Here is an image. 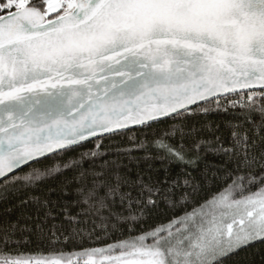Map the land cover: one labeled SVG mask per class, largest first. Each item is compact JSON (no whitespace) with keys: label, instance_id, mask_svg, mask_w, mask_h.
<instances>
[{"label":"snow or ice","instance_id":"obj_1","mask_svg":"<svg viewBox=\"0 0 264 264\" xmlns=\"http://www.w3.org/2000/svg\"><path fill=\"white\" fill-rule=\"evenodd\" d=\"M157 161L222 186L196 201ZM58 175L0 219V264H264V0H0V200ZM161 204L183 211L138 230Z\"/></svg>","mask_w":264,"mask_h":264},{"label":"trees","instance_id":"obj_2","mask_svg":"<svg viewBox=\"0 0 264 264\" xmlns=\"http://www.w3.org/2000/svg\"><path fill=\"white\" fill-rule=\"evenodd\" d=\"M232 119L231 115H226L222 112L220 113H211L208 116H196L192 118L189 122H195L198 121L200 123L206 122V121H213L215 123H220L221 127L223 128V121ZM178 122L173 121L170 119H162L158 123L152 124V129H164L168 125ZM199 126V124H197ZM151 131V129H144V128H132L131 131L125 132L123 135L112 137L111 140H105L104 143H113L118 146H129V137H135L137 141L140 139H143L142 133ZM149 151L155 155V149L149 148ZM72 153H68V155H71ZM144 152H134V156H143ZM207 160L215 161L217 164L220 163V160H218L215 157H212L209 155L207 157ZM204 163L205 161H201L198 165L195 166H186L182 164H172V163H165L161 164L160 162H154V167L156 169L161 170L160 175H163V168L167 167L169 168V174L173 177L177 176L178 174L183 178L185 174H188L192 177H195L196 180L202 185L201 191L198 196L193 197L192 199H195L196 201H200L203 199H207L208 196L217 191L219 187L222 186L221 181L217 179H212L209 175L210 180V186L206 185L205 180L202 178L201 173L204 171ZM38 166V165H37ZM143 164H141V167L143 168ZM64 175L70 176L71 172H66ZM223 175L222 173L220 174ZM63 179V176H56L54 178H50L45 180L43 183H41L38 187H32V188H25L21 191L10 193L8 198L5 200H0V219L5 218L4 214L6 210L11 209V215L7 218L9 219H15L17 217L21 218V223H25L26 221L23 219L25 216H33L34 215V205L32 203L28 204H22L21 201L29 200L33 196H43L48 189L50 188H56L60 181ZM255 190V189H253ZM49 199L53 201H58L59 197L57 194H53L48 197ZM179 198V189L177 190V199ZM191 205L189 206V208ZM55 211H59L58 208L55 209ZM183 209L180 207H177L175 209L168 208L164 204H161L157 209H154L152 211L151 216L149 219L143 223V224H137L135 227L139 230L140 228H147L153 224L160 223L166 221L168 218L172 217L173 215L179 216L181 215ZM98 235H102V233H97ZM31 240L35 242L36 238L35 236L29 237ZM115 238V237H113ZM110 240H102L97 243H90L88 240H85L83 243H79L77 241H69L65 247V250H71V249H80V248H90V247H103L104 244L110 243ZM63 246V245H62ZM256 250H259L262 254H264V244H256L252 248L247 249L246 251L248 253L255 252ZM244 253H241L240 256H244ZM239 257H233L229 258L228 260L224 261V264H235V261L238 260Z\"/></svg>","mask_w":264,"mask_h":264},{"label":"water","instance_id":"obj_3","mask_svg":"<svg viewBox=\"0 0 264 264\" xmlns=\"http://www.w3.org/2000/svg\"><path fill=\"white\" fill-rule=\"evenodd\" d=\"M133 128H136V127H133Z\"/></svg>","mask_w":264,"mask_h":264}]
</instances>
